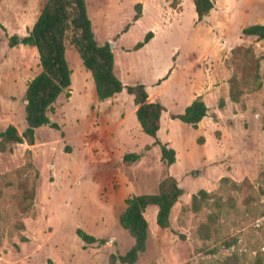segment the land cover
Instances as JSON below:
<instances>
[{
    "label": "rangeland",
    "instance_id": "1",
    "mask_svg": "<svg viewBox=\"0 0 264 264\" xmlns=\"http://www.w3.org/2000/svg\"><path fill=\"white\" fill-rule=\"evenodd\" d=\"M45 1L0 0V131L9 124L18 131L26 127L25 90L41 66L35 47L22 43L10 47L8 38L27 35ZM85 1L96 40L116 41L118 65L132 68L122 81L152 88L159 70L180 56L186 75L176 73L157 101L166 105L168 113H181L196 90L194 85L206 79L199 89L211 97L206 102L210 120L197 128L168 115V140L163 139L164 131L159 138L176 150L171 165L157 164L161 152L155 138L135 128L118 148L132 152L149 146L146 159L151 166L125 162L113 150L101 164L92 165L83 150L75 147L72 153L71 144L80 142L82 132L91 144L100 136V122L96 117H73L66 95L72 88L66 89L48 112L59 129L42 125L35 130L33 147L15 143L11 151L0 152V264H47L48 259L54 264H110L111 254H124L134 243L118 220L125 198L156 192L167 175L177 179L184 193L172 207L166 228L156 222L157 206L147 207L146 249L131 264H218L233 254L240 264H264V58L261 88L231 102L227 80L232 69L225 44L229 39V45L233 41L252 45L257 55H264V39L241 34L246 25L264 23V0H213L212 21L196 18L188 9L189 0L175 8L174 0H154L153 9L148 5L135 23V5L141 3L142 13L143 0ZM127 25L130 29L124 32ZM156 26L166 27L153 47L157 55L131 50ZM177 47L188 52L172 54ZM66 59L75 85H84L77 95L91 99L85 68L69 39ZM189 76L194 81L184 84ZM221 98L223 107H219ZM211 120L217 121L215 126L209 125ZM105 131L101 139H111L112 131ZM96 151L99 147L93 148ZM223 177L229 180L222 182ZM200 189L213 196L194 211L191 196ZM77 228L105 242L86 243ZM114 264L129 263L116 260Z\"/></svg>",
    "mask_w": 264,
    "mask_h": 264
},
{
    "label": "trees",
    "instance_id": "2",
    "mask_svg": "<svg viewBox=\"0 0 264 264\" xmlns=\"http://www.w3.org/2000/svg\"><path fill=\"white\" fill-rule=\"evenodd\" d=\"M195 11L199 19L209 15L214 8L213 0H193ZM172 6H176L175 0ZM136 12L133 21L141 14V3L135 5ZM2 26V25H1ZM129 25L124 28L128 29ZM243 36L255 37L257 41L264 39V23H253L241 29ZM153 36L148 31L144 38L135 43L133 49L141 48ZM78 52L82 63L90 71L93 78L98 100L114 96L123 88L133 95L137 105L136 117L144 133L155 138L154 144L159 145L161 160L167 165L175 162V149L167 146L157 138L160 127V115L165 109L158 101H149L146 86L143 83L123 85L114 72V54L109 42L100 44L92 28L91 19L87 12L85 0H46L40 13L29 30L22 37V44L33 46L38 52L41 70L27 83L25 90V120L26 127L20 133L13 124L7 125L0 131V152L12 150V144L26 142L35 143L36 128L48 124L50 120L48 111L54 109V102L61 92L68 89L71 83V72L66 59V41ZM19 36L10 35L8 45L13 47L19 44ZM263 54L257 55L252 45L237 44L230 50L227 64L232 72L228 82V97L232 102H239L243 94L258 90L262 86L260 74V61ZM164 78V77H163ZM69 91L66 95L69 96ZM225 101L219 100V107ZM208 107L200 96H197L182 113L171 114V118H178L193 127L207 115ZM51 127L59 129L56 122ZM139 158L135 152L123 156L125 162H134ZM229 180L223 177L222 182ZM233 184L236 183L233 181ZM184 193L178 181L172 175L165 176L158 184L154 193L134 194L125 198V208L119 214V224L133 238L134 243L124 254H111L110 264L116 260L122 263H134L141 252L145 251L148 238V222L144 212L149 205L157 206L156 222L161 228L169 226V217L173 205ZM213 193L200 189L191 196V207L194 211L200 209L202 202L207 201ZM77 235L86 243H104L105 239L98 238L81 228L76 229ZM230 245V243L228 244ZM47 264H54L48 259ZM218 264H240L236 254L227 256Z\"/></svg>",
    "mask_w": 264,
    "mask_h": 264
},
{
    "label": "crops",
    "instance_id": "3",
    "mask_svg": "<svg viewBox=\"0 0 264 264\" xmlns=\"http://www.w3.org/2000/svg\"><path fill=\"white\" fill-rule=\"evenodd\" d=\"M185 1L187 3V0H181V1L175 0L176 5L178 6L181 3L182 7H183ZM142 2H143V6H144L143 11L140 14V17L137 20L133 21V23H135L136 21H139L143 17L144 13L146 12V8H148V5L150 6V8L153 9V7H154V3L153 2H155V1L154 0H147V1L143 0ZM150 2H151V5L149 4ZM188 9H190L192 14L196 18H198V15H197V13L195 11L193 0H189L188 1ZM213 11H215L214 8L209 13V18H210L211 21L214 20ZM180 13H182V10L179 11L178 17H180ZM171 23H170L169 28L171 27ZM130 26L128 27V29L126 31H128L130 29ZM152 29H154V31L151 30L153 32V36L150 38V40L147 43H145L141 48L136 49L135 51L147 50L149 55H152V53L154 55H157V53H155L153 47L156 45L155 42L158 40V37H160L159 33L164 31V30H166V27L160 28L159 26H156V27H154ZM126 31H124V32H126ZM248 37H250V36H248ZM228 40L225 41V44H228L227 51L230 52L231 48L233 46H235L236 44H234V41H233L234 45L233 44L229 45V44H231V43H229L231 41H228ZM115 44H116V41H114V47L112 48L113 54H114V51H115L114 50L115 49ZM127 48H130V46L129 47H125L124 50L129 51L130 49H127ZM131 50H134L133 47H132ZM176 50H180V52H181V48H178V49L173 48L172 49V51H173L172 54H174V52ZM185 50H187V49H185ZM183 51H184V49H183ZM187 52L188 51L181 52V55H184V53H187ZM124 53H127V52H124ZM172 58H173V56H172ZM149 61H152V60L150 59ZM180 61H181L180 56H177L176 59H173V62H171L169 65L167 64L166 66L163 67V69L159 70L158 74L153 79L154 84L152 85V88H150L147 84L143 83L146 86V90L148 92V100L149 101H157L159 99V97L161 96L160 95L161 91L163 89H165V88H168V82H170L172 80L173 76L176 73H179V74L181 73V76L186 75V71L185 70H187V68L184 67V64L181 65ZM79 63L82 64V66L85 68V66L82 63V59L79 60ZM169 66H171V67H169ZM167 68H168V71L166 72ZM85 72H86L85 73V75H86V79H85V81H86V85L85 86L86 87L85 88H86V91H90L91 99L88 100L86 96H83V95L82 96H78L77 95V93H81L80 89L84 85H83V83L81 85H75V81H74V78L72 77V72H71V83H70L69 87L72 88V90H71V92L69 91V93H70L69 96H68L69 101L67 102V103H69L70 113L72 114L73 117H78L80 119H88V118H94V117L98 118V120L100 122V130L98 132V135H100V136H101V134L104 135L105 132H106L105 130H108V131H112V136H111V139H109V140L101 139L100 136H97L96 140L94 139V141H92L91 144H90L89 142L84 140V138H83L84 137V133L82 132V133L79 134L80 142L77 143L76 145H72L71 144L72 153L74 151V148L78 147V149L83 150L84 159L85 160L90 159V161H91L90 163L92 165H94V163H96V165L99 164V163L101 164L104 159L109 158L111 156V154H112L111 150H113L115 153L121 154L120 155V157H121L120 159L123 160L124 154L130 153V152L128 150H120V148H118L119 142L123 141L124 137L129 135V133L131 132L132 128H135L137 130L143 131L142 127H141V125H140V123H139V121H138V119L136 117L137 105L134 103V101L130 100V98L128 96L129 93L126 91L125 88H123L120 92L116 93L112 97L106 98L104 100H98L97 94H96V89H95V84H94L93 78L91 76V73L86 68H85ZM114 72H115L116 76L121 80L123 85H128L126 82L122 81V76H126V75L130 74L132 72V68L129 65H126V64L124 66L123 65H118V63H117V61L115 59V55H114ZM190 78L191 77L189 76V79L186 82H184V84L192 83L194 81V78H193V80L192 79L190 80ZM202 81H203V84L198 83L197 85H194L196 87V90L193 92V96H191L183 104V107L184 106L186 107L187 105H189L197 96H200L203 99V101L205 102V104L207 105V103H206L207 99L211 98V97L208 96L209 93H205L204 91H201L199 89V88L202 87V85H204V83L206 82V79L205 80L204 79L201 80V82ZM137 83H142V82H137ZM61 93L63 94L64 91L61 92ZM129 95H131V94H129ZM131 96L133 98V95H131ZM25 102H26V100H25ZM227 102H228V99H227ZM86 105H87V107H86ZM162 105H164V104H162ZM85 107H86V112L83 113L82 111H84ZM164 107H165V109L162 110L161 115H160V127H159V129L157 130V133H156L157 138L159 140H160L159 136H160V133L162 131H164V134H165V137H163V139L164 140H168V115L171 118V114H178V113H172V112L168 113V109H167L166 105H164ZM207 107H208V105H207ZM24 109H25V105H24ZM83 115H84V117H82ZM216 118H220L219 115H217ZM172 119H178V118H172ZM209 120H210L209 110H207V115L204 116L202 118V120H200L198 122L197 128L202 126V124H204L205 121H209ZM208 123L209 122H207V124ZM216 123H217V121L214 122L213 120H211L209 125H214L215 126ZM19 132L21 133L22 131L19 130ZM63 135H64V133H63ZM99 139H100V141H99ZM35 142H36V138H35ZM161 142H163V141H161ZM23 143H26V142H23ZM163 143H166L167 146L169 144L168 141L163 142ZM34 145H35V143L32 144V145H28L27 144V146L29 148L33 147ZM155 145H157V144H155ZM98 147H99V151H96V153L93 152V148L95 150ZM148 147L149 146H147L144 149V151H140L139 150V151H132V152H135V153L139 154V158L136 160L137 162H144L146 164V166H151V164L148 163V161L146 159V157H147V155L149 153L148 152L149 151ZM175 152H176V150H175ZM176 158H177V153L175 154V161H176ZM161 162H162V160L160 158V160L157 161V164L161 163ZM196 175H198L197 171H196ZM125 206H126V204H125ZM149 206H151V205H149ZM144 216H145V212H144ZM146 245H147V243H146Z\"/></svg>",
    "mask_w": 264,
    "mask_h": 264
},
{
    "label": "water",
    "instance_id": "4",
    "mask_svg": "<svg viewBox=\"0 0 264 264\" xmlns=\"http://www.w3.org/2000/svg\"><path fill=\"white\" fill-rule=\"evenodd\" d=\"M203 19H209V15H205V16H203ZM19 41H20V43H22L21 41H22V37L20 36L19 37ZM109 45H110V48H111V50H112V48L114 47V41H109ZM52 121L51 120H49L48 121V124H50Z\"/></svg>",
    "mask_w": 264,
    "mask_h": 264
}]
</instances>
